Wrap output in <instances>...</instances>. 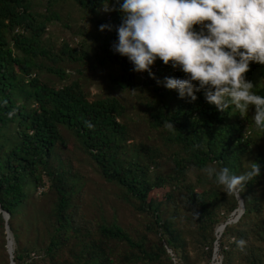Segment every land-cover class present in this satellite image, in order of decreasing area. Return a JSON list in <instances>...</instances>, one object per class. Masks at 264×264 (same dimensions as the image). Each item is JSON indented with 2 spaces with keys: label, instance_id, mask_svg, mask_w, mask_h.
Instances as JSON below:
<instances>
[{
  "label": "trees",
  "instance_id": "1",
  "mask_svg": "<svg viewBox=\"0 0 264 264\" xmlns=\"http://www.w3.org/2000/svg\"><path fill=\"white\" fill-rule=\"evenodd\" d=\"M60 1H72L91 16L99 42L93 52L63 42L56 53L45 43L47 27L60 20L53 10ZM33 8L31 0H0V264H11L3 213L10 215L15 264H213L217 229L239 208L237 194L245 211L226 226L217 255L221 264H264V129L248 112L218 111L203 91L194 102L179 98L163 82L185 74L158 58L152 76L133 71L112 48L122 19L117 0H48L41 14ZM101 25L110 30L100 31ZM92 60L118 70L110 74L118 89L149 93L148 124L167 150L130 143L135 139L125 120L128 107L118 97L91 100L79 80L57 87L41 79L48 72L66 81L63 64ZM245 77L264 96V65L250 62ZM64 130L118 189L121 201L146 217L142 235L104 215L85 214V180L64 158ZM249 161L259 163L260 175L232 194L203 171L227 167L240 175ZM46 187L53 198L41 209L31 206L30 192L42 189L39 194L48 196ZM240 239L246 241L243 250Z\"/></svg>",
  "mask_w": 264,
  "mask_h": 264
},
{
  "label": "clouds",
  "instance_id": "2",
  "mask_svg": "<svg viewBox=\"0 0 264 264\" xmlns=\"http://www.w3.org/2000/svg\"><path fill=\"white\" fill-rule=\"evenodd\" d=\"M122 14L113 51L126 57L137 73L147 72L157 58L185 74L165 77L164 87L194 102L197 92L218 111L234 107L264 129V96L245 77L250 62L264 65V0H117ZM114 10V9H113ZM105 11H109L105 8ZM194 26H199L196 30ZM109 25H101L100 31ZM155 78V77H153ZM159 84L160 81H157ZM174 129L172 123H165ZM240 175L227 167H206L228 194L238 192L261 173L259 163L248 162ZM243 250L246 241H236Z\"/></svg>",
  "mask_w": 264,
  "mask_h": 264
},
{
  "label": "rangeland",
  "instance_id": "3",
  "mask_svg": "<svg viewBox=\"0 0 264 264\" xmlns=\"http://www.w3.org/2000/svg\"><path fill=\"white\" fill-rule=\"evenodd\" d=\"M33 10L45 13L48 6V0H31ZM55 13L60 16V20L53 22L47 27V33L44 37L45 43L51 46L54 52L59 53L63 42H68L72 47L79 48L82 45L90 53L93 52L99 42L97 41V30L88 13L81 11L72 1H60L53 7ZM107 18L108 13H105ZM45 64L53 65L46 60ZM63 67L69 72V79L61 81L57 76L48 72L41 74V79L50 82L57 87L69 84L73 80L81 81L91 100L105 98L107 96L118 97L128 107L125 120L130 124L132 136L135 139L130 143H144L147 145L162 146V135L152 129L148 124V117L145 113L144 103L149 98V93L142 90L122 91L116 87L110 78L111 73H118L113 67H105L95 61H87L85 64H63ZM254 109H249L248 115L251 118ZM65 136L69 140V147L64 149V158L69 165L78 171L84 178L83 194L81 196V205L85 214L90 218L99 219L102 215L109 221L117 220L125 229L133 235H142L145 232L146 217L136 215L133 210L119 198L118 189L107 183L99 174L96 165L83 153L79 145L75 144L72 137L64 130ZM169 155V151L167 153ZM170 164L165 163L164 170H170ZM192 172L191 179L198 180L199 173ZM40 190L30 192L31 206L41 209L48 201L53 198V193L46 187L45 193L48 196L39 194ZM162 195V191H158ZM222 230L219 231V234ZM221 258L217 255L214 263H219ZM199 263L204 264L203 261Z\"/></svg>",
  "mask_w": 264,
  "mask_h": 264
},
{
  "label": "water",
  "instance_id": "4",
  "mask_svg": "<svg viewBox=\"0 0 264 264\" xmlns=\"http://www.w3.org/2000/svg\"><path fill=\"white\" fill-rule=\"evenodd\" d=\"M237 198L239 200V208L232 214V217L223 225H221L218 229H217V237L218 240L221 238L222 233L224 232L225 228L227 225L232 224V223H237L240 218L242 217V215L244 214L245 208H244V203L243 200L240 198V196L237 194ZM241 209V212L239 214H237L239 212V210ZM2 211H0L1 213ZM3 218L5 220V227H6V235H7V251L8 254L10 255L11 258V264H15V262L13 261L14 258V240L10 239V236H12L9 224H8V220L10 219V215L8 213H3ZM222 230V233L219 234V231ZM13 239V236H12ZM217 240L216 242V248H215V256L214 259L217 258V252L219 251V241ZM216 264H221V261L219 263Z\"/></svg>",
  "mask_w": 264,
  "mask_h": 264
},
{
  "label": "bare ground",
  "instance_id": "5",
  "mask_svg": "<svg viewBox=\"0 0 264 264\" xmlns=\"http://www.w3.org/2000/svg\"><path fill=\"white\" fill-rule=\"evenodd\" d=\"M240 212H241V209L239 210V212H238L237 214H239ZM220 231H221V230H220ZM10 239L13 240V239H12V236H10Z\"/></svg>",
  "mask_w": 264,
  "mask_h": 264
},
{
  "label": "built area",
  "instance_id": "6",
  "mask_svg": "<svg viewBox=\"0 0 264 264\" xmlns=\"http://www.w3.org/2000/svg\"><path fill=\"white\" fill-rule=\"evenodd\" d=\"M40 193L42 192V189H40V191H39Z\"/></svg>",
  "mask_w": 264,
  "mask_h": 264
}]
</instances>
